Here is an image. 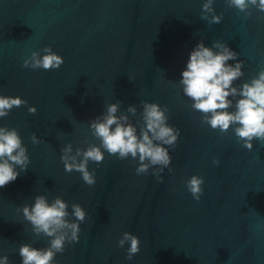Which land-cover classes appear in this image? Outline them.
Instances as JSON below:
<instances>
[{
	"label": "water",
	"instance_id": "95a60500",
	"mask_svg": "<svg viewBox=\"0 0 264 264\" xmlns=\"http://www.w3.org/2000/svg\"><path fill=\"white\" fill-rule=\"evenodd\" d=\"M204 2L0 0V94L28 101L0 118V126L19 130L31 161L0 188V257L9 264H21L24 243L48 247L49 238H37L22 212L40 194L50 202L61 196L69 212L73 203L87 212L80 240L57 253V264H264V143L254 140L248 150L232 128L221 134L203 123L179 85L201 40L209 47L221 40L239 53L244 75L235 85L257 75L264 68V12L253 8L245 17L214 0L222 20L210 25L201 18ZM48 45L64 57L60 68L23 67L32 51ZM117 101L120 113L136 105L129 116L138 133L142 101L167 108L168 122L180 130L169 148L172 170L165 168L162 180L151 169L137 175V160L107 152L103 163H89L95 185L65 171L61 149L99 144L90 121ZM33 133L40 144L32 143ZM194 174L205 180L199 201L185 186ZM126 231L141 241L131 260L129 245L118 246Z\"/></svg>",
	"mask_w": 264,
	"mask_h": 264
},
{
	"label": "clouds",
	"instance_id": "9594fccd",
	"mask_svg": "<svg viewBox=\"0 0 264 264\" xmlns=\"http://www.w3.org/2000/svg\"><path fill=\"white\" fill-rule=\"evenodd\" d=\"M225 3L245 17L252 15L253 8L264 12V0H225ZM201 18L210 25L221 22L222 15L216 14L214 0H205ZM238 57L239 53L226 42L214 40L209 47L201 40L190 52L179 85L184 96L192 101V109L202 114L203 123L219 130L221 134H226L232 128L237 140L242 142V147L252 150L254 140L264 143V68L250 81L235 85L234 82L244 75V61ZM229 61L235 63L230 64ZM63 63L64 57L48 45L32 51L24 59L23 67L47 71L58 69ZM234 103L235 110L229 111ZM26 104L28 101L20 96L0 94V118L8 116L13 108ZM142 105L139 133L137 125L130 122L129 116V113H137L136 105H129L123 113H120L119 101L108 105L106 111L90 121L92 135L100 141L99 144L89 143L86 149L77 147L74 151L73 144L69 142L61 149L65 171L79 172L87 185H95L97 177L94 170L89 169V163H103L107 152L121 160L129 157L137 160V175L146 174L151 169L153 175L162 180L160 174L165 168L172 170L169 148L176 146L180 130L168 122L167 108L149 101H142ZM28 112L36 113L37 107L29 106ZM31 141L34 145L42 142L35 133ZM30 162L28 148L19 130L0 126V188L15 181L20 171L28 169ZM213 163L219 165L221 161L216 158ZM204 183V177L199 174L185 181L194 200L201 199ZM68 209V201L61 196H56L50 202L45 194L37 195L34 204L22 207L23 215L31 223L35 236H44L49 240L46 248L22 244L19 247L21 264H57V253H63L66 244H75L80 240L81 222L87 218L86 209L79 203L71 205V212ZM70 216L74 219H69ZM126 244L129 245L126 259L131 260L141 250L139 236L124 232L118 246L124 248ZM0 264H9V257H0Z\"/></svg>",
	"mask_w": 264,
	"mask_h": 264
}]
</instances>
